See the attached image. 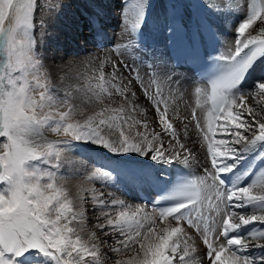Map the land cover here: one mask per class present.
Instances as JSON below:
<instances>
[{"label":"snow or ice","instance_id":"6c2138e0","mask_svg":"<svg viewBox=\"0 0 264 264\" xmlns=\"http://www.w3.org/2000/svg\"><path fill=\"white\" fill-rule=\"evenodd\" d=\"M102 3L81 0L69 42L104 36ZM65 7L0 0V264H264V0H195L194 23L169 0L157 26L125 0L107 52L49 67ZM180 68L200 77L190 116Z\"/></svg>","mask_w":264,"mask_h":264},{"label":"bare ground","instance_id":"6f19581e","mask_svg":"<svg viewBox=\"0 0 264 264\" xmlns=\"http://www.w3.org/2000/svg\"><path fill=\"white\" fill-rule=\"evenodd\" d=\"M55 3L56 0L51 1ZM172 2L179 3L181 5L179 11L183 17L184 23L192 22L194 23L197 17V9L195 7V0H172ZM190 3L187 9L183 7L184 4ZM102 7L104 8V36L102 38H93V35L90 34L87 29L84 30L83 34L77 37L74 41L69 42V34L66 32L64 27V21L71 18L73 13L79 14L83 10L81 0H66V7L64 8L61 19L57 20L50 28L49 38L46 42V52L47 66L52 67L60 63V57H63L65 60L76 58L83 60L89 53L103 55L109 50L107 46L112 47L113 44L117 42V38L121 34L122 30V14L127 15V9L125 8V0H103ZM170 10L169 0H149V7L146 9L147 22L149 26H157L163 20L165 16V11ZM201 15L204 13L201 12ZM64 15V16H63ZM219 23V22H218ZM109 27V30L107 28ZM223 29L227 28V24L222 25ZM87 31V32H86ZM147 31V29H146ZM61 37L62 39L58 38ZM82 36L89 37L86 43L77 46H70L76 40L80 39ZM231 36H221L218 42L217 51L220 55L227 53L228 45L225 43L226 40H230ZM159 43L161 48L164 44V36L159 37ZM98 45H103V47H98ZM108 48V49H107ZM264 67V66H262ZM82 72L87 74L86 69H81ZM180 72L182 76L185 77L184 83L182 84V92L179 96L175 98V103L178 104L179 110L182 115L190 116L192 109L196 105L195 98L191 95V88L193 82L200 83L197 81L190 72H186L183 69H176ZM188 89V92L185 93L183 90ZM143 103V101H141ZM200 111L199 109H197ZM201 115L203 113L201 112ZM50 139L54 137L49 136ZM195 138V137H194ZM77 160H81L80 157H76ZM100 159V158H98ZM87 168L90 170L92 165L86 161H82ZM260 167H264L261 165ZM200 170L194 169V175H199ZM83 177H71L69 178V187L72 189L73 194L76 192V185H78ZM132 189L128 191L126 196H121V198L126 199L129 203L135 204L140 203L135 196L132 194ZM118 195H120L118 193ZM90 214V213H89ZM91 217V214H90ZM91 228V224H89ZM113 261L107 260V264H111Z\"/></svg>","mask_w":264,"mask_h":264},{"label":"rangeland","instance_id":"374dc122","mask_svg":"<svg viewBox=\"0 0 264 264\" xmlns=\"http://www.w3.org/2000/svg\"><path fill=\"white\" fill-rule=\"evenodd\" d=\"M51 1H53V0H39V3L41 4V5H44L45 3H51ZM54 3V2H53ZM46 11V10H45ZM42 15V13L40 12V11H38L37 12V20H39V18H40V16ZM64 16V15H63ZM107 30H109V27L107 28ZM87 32V31H86ZM58 38H59V36H58ZM85 38H87L86 40H85ZM59 39H62L61 37L59 38ZM88 39H89V37H87V36H82L80 39H78V40H76L72 45H70V46H77V45H80L81 47H82V44L83 43H86L87 41H88ZM109 49H110V46H107ZM107 48V49H108ZM46 63V62H45ZM46 65H47V63H46ZM87 162V161H86ZM97 186H99V185H97ZM90 214H91V212H89ZM90 214H89V216H90ZM111 264H113V262L111 263Z\"/></svg>","mask_w":264,"mask_h":264}]
</instances>
